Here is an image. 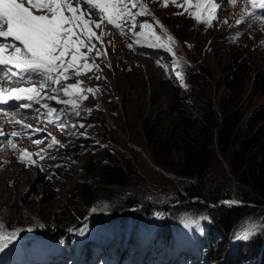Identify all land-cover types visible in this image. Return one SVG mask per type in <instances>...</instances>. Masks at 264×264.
Here are the masks:
<instances>
[{"label":"rangeland","instance_id":"obj_1","mask_svg":"<svg viewBox=\"0 0 264 264\" xmlns=\"http://www.w3.org/2000/svg\"><path fill=\"white\" fill-rule=\"evenodd\" d=\"M195 2L192 0L193 5ZM167 3L165 7L163 0L140 23L152 24V31L165 41L160 25L166 29L175 41L173 51L179 66L163 50L137 52L126 45L113 49L93 41L95 47L85 55L87 63L97 67L81 69L79 75L72 69L62 84L65 88L79 84L75 96H66L76 100L79 115L68 108L69 123L57 131L54 150L47 152L51 137L40 144L43 153L52 156L42 159V153L24 170L14 164L0 168V224L8 231L25 230L22 241H17L22 246L12 253H0V264H211L218 248L224 249L221 264L239 253L252 255L248 261L254 262L258 248L245 244L235 252L243 241H232L234 231L248 218H262L258 212L249 210L228 236L220 232L218 223L214 221L212 227L202 218L213 222V216L183 207L182 203L194 199L184 197L190 179L178 173L180 157L173 152L167 158L169 168L153 163L144 146L142 127H163L171 132L172 121L182 116L194 119L199 116L198 106L202 110L210 100L216 108L230 94L240 97L245 120L261 108L264 85L254 87L253 81L257 75L264 78V29L242 27L234 14L227 13L208 26L189 15L195 8L183 5V0ZM132 57L137 60L131 63ZM168 65L171 67L166 68ZM177 71L183 74L182 82L175 77ZM83 73L88 75L87 81ZM105 75L110 80H104ZM171 109L174 114H169ZM216 153L209 172L221 191L230 195L216 206H230L222 201H239L231 206H242L239 186L225 159ZM111 161L120 166L125 162L138 176L128 186L129 191L135 190L141 182L137 204H127L124 197L128 195L117 184L105 187L99 171L102 163ZM86 190L91 194L86 196ZM136 209H143L136 218L120 220L121 215ZM65 212L78 218L75 225L68 226L70 237L56 240L41 233ZM28 228L33 231H26Z\"/></svg>","mask_w":264,"mask_h":264},{"label":"snow or ice","instance_id":"obj_2","mask_svg":"<svg viewBox=\"0 0 264 264\" xmlns=\"http://www.w3.org/2000/svg\"><path fill=\"white\" fill-rule=\"evenodd\" d=\"M151 2L152 0H146V2H141V0H0V74H3L0 80L4 83L10 79H16L21 83L26 80L31 83L35 80L40 85L39 89L21 87L6 90L0 87V105L7 106L11 101H34L38 104L40 103V90L44 89L49 81L59 83L61 79L68 78L67 73L70 69H75L76 75H79L81 69L97 67L87 63V56L81 52V49L87 47L91 52L95 47L91 41L94 38L103 40L109 34L102 30L105 22L107 25H112L122 38L129 32L132 33L134 39L128 44L129 48L135 49V41L139 40L140 47L146 46L172 54V63L179 66L180 60L175 57L173 51L175 41L171 35H168L166 29H163L158 19L156 24L162 28L166 41L152 31L153 25L147 22L140 24L139 27L142 29L140 32L133 31L137 26V16H152V11L147 7V3ZM236 2L237 0H231L233 5ZM173 3H176V0H173ZM247 3L251 5L252 10L249 11L245 6L240 21L243 22L244 17L249 16L252 19L246 27L256 21L264 25V0H247ZM82 4H86L87 8L82 10ZM183 5H188L189 8L194 7L195 11L190 12L189 15L197 22H203L208 26H214L213 21L219 19L218 10L223 8L219 0H196L194 5L192 0H183ZM183 5L177 4L178 7ZM164 6H168L167 0ZM131 8H137L138 11L132 13ZM185 10L187 11V8ZM96 17H99V22ZM129 21H131V27L126 30L122 24ZM93 25L101 30L100 36L93 31ZM97 55H102V53L97 52ZM68 57L70 59H67ZM79 61L83 63H78ZM170 67L171 65L166 66V68ZM175 77L182 82L181 72L177 71ZM180 86L187 87L183 83ZM52 90L58 91L57 89ZM63 91L65 95L71 93L75 96L80 91L79 84L70 85ZM88 91L91 92L92 89ZM54 98L49 97V99ZM56 102L61 103L62 101L57 100ZM64 103L71 105L74 115H79L76 111L78 106L76 100L70 99ZM31 106V103L17 104L18 108L23 109H29ZM44 107L49 115L55 111L47 104ZM9 122L21 123L15 120L14 111L9 114ZM0 135L3 133L0 132ZM11 136L16 137L18 133L13 132ZM35 142L40 143L41 141ZM56 143L58 141L53 138V144ZM11 149L17 150V145L11 143ZM29 155L25 150L19 156L20 162L33 163L30 159L25 160V157ZM221 203L231 206L240 202L222 201ZM95 211L96 209H93V212ZM202 218L208 223L212 222L208 217ZM249 221H252V218H248L243 222V227L234 231L233 243L247 242L257 234H264V218ZM22 231L25 230L8 231L3 224H0V253H12L21 247L22 245L17 241H22ZM26 231L31 232L33 229L28 228ZM83 231V229L80 230L81 234Z\"/></svg>","mask_w":264,"mask_h":264},{"label":"trees","instance_id":"obj_3","mask_svg":"<svg viewBox=\"0 0 264 264\" xmlns=\"http://www.w3.org/2000/svg\"><path fill=\"white\" fill-rule=\"evenodd\" d=\"M259 76L257 75L253 81L254 87L264 85V78L261 76L259 79ZM198 109L199 116L194 119L182 116L172 121L171 132L163 127L148 129L143 126L144 146L152 162L162 168H169L167 158L173 152L178 154L181 161L178 173L190 179L185 183L184 197L194 199L193 202L182 203L183 207L213 216V222H207V224L213 227L215 221L220 226H217L220 232L229 236L236 228L238 219L251 213L249 210L253 209L264 218V105L252 112L246 120L245 112L240 106V97L233 94L227 98L223 97L216 108L208 100L202 110L199 106ZM180 111L177 113L181 114ZM172 113L174 114L175 111L171 109L169 114ZM169 117V115L164 117L166 122ZM256 129L259 131L254 132ZM216 152L225 159L230 174L239 186L238 198L245 203L242 206H216L220 200L230 197L227 191L222 192V188L215 184L209 172ZM125 166V162L122 166L117 161L102 163L99 175L105 187L117 184L119 188L124 189L128 195L124 197L127 204H137L141 199L139 185L141 182L133 187L135 190L129 191V182L131 183L133 177L138 179V176L134 175L132 168ZM82 186L85 187L86 184L83 183ZM89 194L91 193L86 190L85 195ZM251 203L254 204L253 207L250 206ZM76 210L79 211V209ZM142 210L127 212V215L120 216V220L124 222L131 217L136 218L135 215H139ZM145 212L148 213V211ZM77 219L73 214L65 212L56 223L53 221L49 223L50 225H46L41 233H48L56 240L67 239L72 233L68 226L75 225ZM224 245L227 246L228 243ZM244 245L258 248V252L254 253V262L248 261L252 255L246 256L239 253L231 256L227 264H264V234H257L247 242L238 243L234 251H238ZM223 252L222 248H218L216 253L213 252L211 264H221Z\"/></svg>","mask_w":264,"mask_h":264},{"label":"bare ground","instance_id":"obj_4","mask_svg":"<svg viewBox=\"0 0 264 264\" xmlns=\"http://www.w3.org/2000/svg\"><path fill=\"white\" fill-rule=\"evenodd\" d=\"M134 60H137V59L134 58V57H132V58H131V63H132ZM119 65H120L121 67L124 66L123 63H119ZM120 66H119V67H120ZM103 70H104V69H103ZM83 76H84V78H85L86 81L89 79V77H88L87 74H83ZM103 79H104V80H110V78H107L106 75L103 77ZM101 82H102V81H101ZM102 83H103V82H102ZM243 258H244V257H243Z\"/></svg>","mask_w":264,"mask_h":264}]
</instances>
